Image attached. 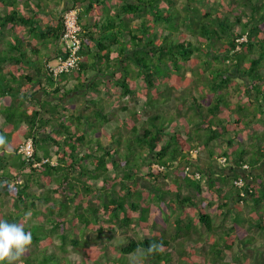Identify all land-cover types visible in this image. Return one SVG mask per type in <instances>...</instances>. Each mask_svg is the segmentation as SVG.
<instances>
[{"label": "trees", "instance_id": "1", "mask_svg": "<svg viewBox=\"0 0 264 264\" xmlns=\"http://www.w3.org/2000/svg\"><path fill=\"white\" fill-rule=\"evenodd\" d=\"M26 1L29 5L30 0ZM119 1L112 7L114 14L108 11L103 15L97 10L96 5L105 0H89L84 12L77 7L79 0H72L64 10L73 7L78 11L79 53L83 58L72 70L76 71L72 77H63L67 72L54 76L53 66L37 63L38 46L31 45L23 37V33L28 32L34 37L39 34L40 42L44 39L46 43L52 39L57 42L61 19L54 27L47 26L43 30L35 12L23 11L18 0H0V100L4 102L0 104L4 122L0 136L6 141L0 145V219L23 223L24 230L32 235L30 246L33 249L27 248L20 258L21 264H74L66 255L68 245L84 249V264L87 259L96 262L111 245H114L111 251L116 254L109 259L113 264H129V254L140 257L142 263L138 264H170V249L174 243L179 242L178 257L183 256L184 243L180 237L190 241L200 237L198 226L193 225L190 218L185 221L176 214L175 232L171 236L163 233L142 239L126 236V242L109 244L111 235L104 232H114L118 227L133 224V220L142 227L145 224L153 226L163 212L161 205L154 207V202L163 200L171 210L194 207L205 232L214 234L213 218L206 208L211 196L217 194L219 198L230 197L232 201L231 206H227L228 201L219 204L227 208L222 212V221L230 218L232 226L228 228L227 242L222 244L213 239L209 245V259L204 255L201 259L207 260L206 264H228L223 257L225 249L230 251L234 244L236 234L231 233L241 230L236 222L245 221L237 203L249 205L251 211L259 213L264 201V139L260 132L254 133L251 144L255 147L248 157L250 145L246 148L240 144L242 130L257 126L260 119H264V0H230L233 4H228L225 12L217 11L215 16L211 10L201 12L194 5L202 0H184L180 6L176 0ZM234 4L237 6H232ZM244 15L247 19L243 22ZM130 21L134 22L132 28L128 26ZM238 24L237 31L234 26ZM243 36L245 40L240 41ZM119 37L124 39L122 46L117 45ZM31 66H36L35 78L32 72H24ZM69 78L75 81L73 86H67ZM133 78L143 82L142 90L134 86ZM191 80L196 84L198 95L190 90L181 94V103L190 98L185 111L195 117L184 118V136L182 130L172 127L175 117L182 116L181 108H175V114L167 116L169 111L164 113L162 105L172 97L173 91L183 90ZM100 85L119 88L122 97L143 93L144 104L155 112L145 120L141 132L132 125L131 137H123L121 132L111 133L112 140L106 145L101 136L86 138L99 123L108 120L101 101L105 90ZM232 86L236 103L227 99ZM207 97L211 99L207 102L210 105L200 101ZM79 98L83 100L82 107H75L72 114L67 104ZM222 106L227 109L221 110ZM89 109L102 121L93 123V115L86 113ZM20 135L23 141L33 142L32 159H25L17 151L23 142ZM72 137L74 140L69 142ZM213 141H225L228 150L215 152ZM91 143L93 147L89 146ZM194 147L195 156L192 154ZM133 156L138 163H130ZM218 156L225 158L228 174L221 170L215 175L208 167L200 169L194 162L202 157L212 162L218 160ZM34 162L40 165L33 166ZM11 163L15 172L7 170ZM245 164L247 167L243 166ZM109 165L115 171L112 176ZM142 165L147 169L146 174L140 168ZM259 168L262 173L256 172ZM173 169L178 177H173ZM167 170H170L169 176L164 172ZM197 172L205 177L209 194V198L200 199V204L191 195L181 192L182 186L200 192ZM146 176L150 182L148 188H143L140 181ZM219 176L232 180L228 192L222 193L224 181L219 180ZM172 178L177 181L173 189L163 188ZM237 178L246 180L242 189L246 192L244 196L233 184ZM97 179L102 180L100 186L91 182ZM51 183L55 185L49 186ZM32 187L41 191L32 192ZM144 193L156 196L144 198ZM10 200L12 206H8ZM37 200L42 201L45 209L36 208ZM25 211H30L33 217L44 216V222L26 223ZM248 224L264 232L262 215ZM85 231L96 232V239L105 237V244L97 247L73 235H82ZM195 232L198 236L192 238ZM54 233L59 236L60 243L56 249L49 250ZM153 243L162 244L163 250L148 253ZM235 255L240 258L241 250ZM258 264H264V259Z\"/></svg>", "mask_w": 264, "mask_h": 264}, {"label": "rangeland", "instance_id": "2", "mask_svg": "<svg viewBox=\"0 0 264 264\" xmlns=\"http://www.w3.org/2000/svg\"><path fill=\"white\" fill-rule=\"evenodd\" d=\"M53 0H45L44 2L46 3V8L48 7L49 3L51 4H58L60 2V0H55V2H52ZM108 0H105V2H107ZM238 2L240 0H237ZM105 2H101L100 5H96L97 10L103 14L106 15V12L110 11L107 8L104 7ZM110 1H108L109 4ZM117 2H120L119 0H117ZM203 2V3H202ZM202 2H195L194 5H196L199 9H201L203 11H208L211 10L212 16H215L217 14V11L219 12H225L227 10L228 4H233L230 2V0H202ZM181 3H184V0H176V4L178 6L181 5ZM237 4V3H236ZM236 4L232 5L235 6ZM238 5V4H237ZM236 5V6H237ZM95 7V5H93ZM240 8V5H238ZM111 7H113L111 5ZM242 8V7H241ZM82 12L85 11V7L84 5L81 6ZM247 9V8H245ZM95 10V11H97ZM112 11V10H111ZM85 15V14H83ZM247 19V17L244 15L241 18V21H245ZM122 25H125L124 23ZM134 22L130 21L128 23V26H130L131 28L133 27ZM235 30H239L240 29V25H235L234 26ZM135 32H133L134 34ZM188 38L190 37V35H186ZM245 40V36H243L240 41ZM51 41H54V43H57L55 39L49 40L48 42L50 43ZM118 46H122V44H124V39H122V37L118 38ZM30 52V50H27ZM32 54V53H31ZM113 54V52H111V55ZM83 58V56H82ZM86 58H89V55L86 56ZM35 61V58H33ZM52 63H54V59H51ZM25 73H29L32 72L33 76L35 78V73H36V66L34 67H30L25 69L24 71ZM76 71L74 72H70L67 74L62 75L63 77H72L75 74ZM117 75V74H116ZM67 79V78H64ZM70 79V78H69ZM82 81H84V77L81 78ZM132 83H134V86L137 87V89L142 90V86H143V82L136 78V79H131ZM112 82V81H111ZM110 82V83H111ZM75 83V81L73 79H70L67 83V86H73V84ZM113 87V86H112ZM101 89H104L105 91L102 92L101 97H102V106H103V111L104 113L107 115L108 120L107 121H102V119L98 116H96L93 111L91 109L86 110L87 114H91L93 115L94 120L92 121L93 123H99V122H103V123H99V125L96 126L97 129H95L94 131L92 130L91 135L87 136L86 138H94L97 135L101 136L102 138V143L103 144H108L111 142L112 138L110 137L111 133H117V132H121L123 134V137H131V126L132 125H136L137 127V131L141 132L143 127L145 126V120H147V118L149 117L150 114H152L154 111L153 108H151V106H147L144 104V100L145 97L143 95V93H141V95L137 94L133 96H126V97H122L119 95L120 91L119 88H114L112 89L111 87L106 88L104 87V85H100ZM186 90V91H184ZM188 90H190L194 95H198V91L196 89V84L192 82V80L190 82L187 83V85L184 87V89H176L175 91H173L172 97H177L178 100H174L172 97L169 98V100L167 102H165L162 105V108H164V113H167V116H170L171 114H175L176 110L175 108H181V114L182 116H176L175 120H174V124L172 125L173 128H178L180 131L182 130V126L184 124V118L185 117H193L195 118L192 113L186 112L185 107L188 106V104L190 103V98L186 99L185 102H180L181 101V94L187 92ZM95 96V94H89V96ZM236 92L234 91V87H230L229 89V96L227 97V99L230 101V103H236V99L235 96ZM87 98H90V97ZM210 100L208 97L205 98V100H201V103L207 104L210 103ZM82 98L76 99L75 101H73L72 104H67V106L69 107V112H72L76 110L75 107H82ZM203 101V102H202ZM3 101L0 100V104L3 105ZM180 105V106H178ZM210 105V104H207ZM125 106V109H122V107ZM178 106V107H176ZM238 106V105H236ZM236 106H234L233 108H235ZM227 109L226 107H221V110H225ZM84 109H81L80 111H82ZM183 112L184 113L183 115ZM232 115V114H231ZM261 122H259V124L257 126H253V127H248L244 130H242V143L240 142V144H243L244 146H246V148L249 146V148H247L249 151L248 154H246V156L248 157L251 153V149L255 147V144L252 145V139L254 137V133H261V137L264 139V119L261 118L260 119ZM74 125V124H73ZM72 125V127H74ZM190 126H193L192 123L189 124ZM4 126V122H3V116L0 115V127ZM71 127V129H72ZM102 127H104L105 130L101 131ZM170 127V126H169ZM183 135L185 134L184 131L182 130ZM234 132L231 131V134H233ZM185 136V135H184ZM19 138L22 140V135L19 136ZM74 140V137H72L71 140H69V142H72ZM200 140H203V137L200 136ZM23 141V140H22ZM21 141V142H22ZM213 146H214V151H220V150H228L227 149V145L225 143V141H213L212 142ZM89 146L93 147L94 144L91 143ZM124 146H125V139H124ZM122 147V146H121ZM192 154L193 156L196 155V148L194 147L192 150ZM222 158L224 157H220L218 156L219 160H222ZM138 159H136L135 156L132 157V159L130 160V163H138L137 161ZM52 162L54 163V157ZM7 170H11V171H15V168H13V164H8L7 165ZM153 167L157 168V169H161V167H158V165H153ZM13 168V169H12ZM109 173L112 176L113 174H115V171L111 168V165H109ZM143 171V173L145 172L146 174V170L145 167L142 165L140 167ZM175 169L172 170V175L173 177H178V175L174 172ZM186 170V168H185ZM169 171H164L166 173V175L169 176ZM256 172H263L262 168H259L256 170ZM191 173H189L188 175H190ZM196 178H199L200 180V186H201V190L200 192L196 191L194 188H188V189H184V187L182 186L181 189H183L182 194H189L191 195L193 198H195V200H197V202L200 204L202 199H207L209 198V194L207 193V188H206V181H205V177H201L200 173H196ZM226 179H222V176H219V180L224 181V185H223V192H228V190H230L232 188V180H230V177L224 176ZM148 176L145 177V179H141V184L143 183L144 185L142 186L143 188H148L149 186V182L150 180L147 179ZM145 181V183H144ZM93 184H95V186H100L102 183L101 179H97L96 181H91ZM147 184V185H146ZM166 184V185H164ZM163 184V188H166L167 190H172L174 185L177 184V181L172 179L167 180V183ZM55 184L51 183L49 186H54ZM145 186V187H144ZM30 191L32 192H40V189H36L35 187L30 188ZM156 196L155 194L152 193H144V198H152ZM201 199V200H200ZM166 200V199H164ZM224 201V198H219L217 194H214L211 196V201H210V205L206 208V211L211 214L212 216V224L214 225V230L216 232L213 233H206L205 232V228L202 224H200L198 222L197 219V209L194 210L195 208L193 207L192 209H190L191 207H183L181 210L175 208L174 210H171L167 204L162 200H157L156 202H154V207L156 208V205H161V210L163 211L161 213V215L159 216V219L154 223L153 226H150V224H145L143 225V227L138 223H134L133 220V224H129L126 227H118L114 232H110V231H105L104 234L108 235L110 234L111 237L109 238V244H114L117 243L118 241H122V242H126V236H131L132 238L135 239H142L144 237H148L150 235L153 234H158V233H163L165 236H171L174 234L175 232V227H174V217L176 214H181L182 213V220L188 221L189 217L191 216V222L193 225H197L198 226V232L200 233V237L198 236V233L195 232L194 234H192V241L190 240H184L182 237L179 238V240L183 241V249H182V253L183 256H181L180 258L178 257V249H179V242L174 243V246L171 247L170 249V253H171V261L170 264H206L207 260H203L202 255L206 256L209 259V254H208V250H209V245L211 243L214 242L213 239H217L218 242L225 244L227 242V237H228V233L229 230L228 228L232 226V222L230 221V218L226 221H222V217H223V207H221L222 202ZM205 202V201H203ZM170 203V202H168ZM8 206H12V200L9 201ZM36 208L39 209H45L44 204L42 203L41 200H37L36 201ZM238 206L240 207V213L242 215V217L245 219V221L243 223H239L236 222L237 226L242 227L241 230H234L231 234H236V238L234 239V244L232 245L231 250H226L224 251L225 256L224 261H226L228 264H239L238 262H244L246 264H258L260 260L264 259V232H262L259 228L257 227H253L250 226L248 224V222L251 220H257L258 218L264 217V201L261 203V207H260V211L259 213H255L253 211H251V208L249 205H246L244 203H238ZM179 207V206H178ZM186 209V210H184ZM183 210V211H182ZM152 211V210H150ZM181 212V213H180ZM72 214V211L69 213ZM241 217V218H242ZM231 220H233L231 218ZM24 221L27 223H43L44 222V216H39V217H33L30 215V211H25V216H24ZM223 224V225H221ZM218 227H224L223 229H218ZM68 230H71V226L70 224L67 225ZM238 231V232H237ZM74 236H77L78 238H84L87 241H89L91 243V245H96L97 247H101L105 244V237H102L101 239H96V232L94 231H85L82 235H78V234H73ZM204 237V238H203ZM244 239H243V238ZM249 237V238H247ZM173 238V239H172ZM171 239L176 240V238H174V236ZM243 239V241H242ZM247 239H250V242H247ZM194 241V242H193ZM60 243V239L59 236L54 233L51 235V241L49 243V250H54L56 249V245H58ZM114 246V245H111ZM110 246V247H111ZM107 248V251L104 254H100L98 256V259L96 262H93L90 259H87V264H113L110 262V257L113 258L116 256L115 253H113L111 251V249ZM199 248V249H198ZM33 249L32 246L28 247V250ZM223 249V248H222ZM240 249L241 250V257L240 258H236L235 253L237 252V250ZM68 258L74 262V264H84L82 262V259L86 257L85 251L84 249H80V248H73L70 245L67 246V254ZM185 259H183V258ZM244 257V258H243ZM182 260V262L179 261ZM127 260L129 262V264H138V263H142L140 257H136L134 254H129L127 256ZM203 260V261H202ZM17 264H21V261L19 260L17 262ZM213 264H217V263H213Z\"/></svg>", "mask_w": 264, "mask_h": 264}, {"label": "crops", "instance_id": "3", "mask_svg": "<svg viewBox=\"0 0 264 264\" xmlns=\"http://www.w3.org/2000/svg\"><path fill=\"white\" fill-rule=\"evenodd\" d=\"M18 1H19V4H22L20 7L23 8V11H25L26 13L31 14V12H35V15L39 19L40 27L43 30H45V28H47V26H50V27L53 26L54 27L57 24L58 19L59 18L61 19L62 12L67 7H69L72 3L71 2L72 0H60V2L58 4L53 3L50 5V3H49L48 7L46 8L45 7L46 3L44 2L45 0H30L29 5L27 4L26 0H18ZM108 1H110L109 4H108ZM108 1L104 5V7L107 8L108 10H109V8L112 10L111 5L114 7L115 5H117V3H119V2H117V0H108ZM52 2H55V0H53ZM88 2H89V0H79V3L77 4L78 9L82 10L81 6L84 5V7H85L88 4ZM2 9H4V7ZM111 10L109 13L114 14V12ZM90 16L92 18H94L91 14H88V17H90ZM88 17H87V19H88ZM23 37L26 40H28L29 42H31V45L33 44V45L38 46V54L36 55L37 63L42 62L45 66H46V64L54 66L58 62V56H59V54H61L63 52V47H62V44L60 43L59 39H57V43H54L53 41H51L50 43L49 42L46 43L45 42L46 39H44V41L40 42L41 38H40L39 34L36 37H34V34H31L28 32H24ZM39 42H40V44H38ZM51 59H54V63L50 62ZM201 156H204V155L201 154ZM194 162L196 163V165L200 169L208 167V169H211L212 172L215 173V175L219 174L221 170H222V172H224V174H228V172H229L228 168H226V166L224 167V164H222L219 159L218 160L215 159L212 162H210V161H208L207 158L202 157L198 160H195ZM221 174H223V173H221ZM226 201H228L227 206L232 205V201H231L230 197L224 198L223 202H226ZM225 207H223V209H225ZM192 208L193 207H191L190 209H192ZM184 210H186V209H184ZM194 210H196V209H194ZM178 215H180L182 217V213L181 214L178 213ZM189 218H191V216Z\"/></svg>", "mask_w": 264, "mask_h": 264}, {"label": "built area", "instance_id": "4", "mask_svg": "<svg viewBox=\"0 0 264 264\" xmlns=\"http://www.w3.org/2000/svg\"><path fill=\"white\" fill-rule=\"evenodd\" d=\"M76 8H69L61 14L62 28L59 36V41L63 47V55L58 56V62L53 66V75L57 76L60 73L69 72L78 67L80 59L82 58L80 52L81 48V35L80 24L78 22V13ZM18 152L22 153L25 159L29 160L33 158L34 148L33 142L28 139L21 143ZM42 160L41 162H44ZM222 164L225 163V158L220 160ZM40 162H34L33 166H39ZM247 167V165H243ZM245 179L237 178L233 184L240 189V195L244 196L246 192L242 190L245 186ZM251 191L249 187V192Z\"/></svg>", "mask_w": 264, "mask_h": 264}, {"label": "clouds", "instance_id": "5", "mask_svg": "<svg viewBox=\"0 0 264 264\" xmlns=\"http://www.w3.org/2000/svg\"><path fill=\"white\" fill-rule=\"evenodd\" d=\"M5 143V138L0 136V145ZM31 243L32 235L24 230L23 223L0 219V264H17ZM162 250V244L153 243L148 247L147 252Z\"/></svg>", "mask_w": 264, "mask_h": 264}, {"label": "bare ground", "instance_id": "6", "mask_svg": "<svg viewBox=\"0 0 264 264\" xmlns=\"http://www.w3.org/2000/svg\"><path fill=\"white\" fill-rule=\"evenodd\" d=\"M72 8V7H71Z\"/></svg>", "mask_w": 264, "mask_h": 264}]
</instances>
